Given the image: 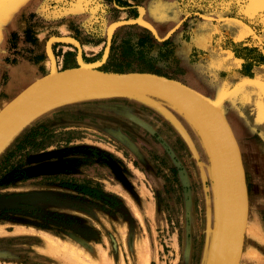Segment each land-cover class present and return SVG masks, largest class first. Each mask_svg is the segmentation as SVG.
I'll list each match as a JSON object with an SVG mask.
<instances>
[{
    "label": "rangeland",
    "instance_id": "374dc122",
    "mask_svg": "<svg viewBox=\"0 0 264 264\" xmlns=\"http://www.w3.org/2000/svg\"><path fill=\"white\" fill-rule=\"evenodd\" d=\"M195 29L213 37L190 62L222 56L203 73L213 99L201 95L222 114L243 113L230 120L247 193L239 264H264V65L246 72L235 55L247 38L264 47V0H0V112L52 71L148 73L181 84L176 50ZM102 94L50 104L0 147V264H213L222 185L205 133L160 96ZM40 124L49 130L42 145L9 163L28 179L7 176L5 156ZM56 176L98 184L119 205L104 207Z\"/></svg>",
    "mask_w": 264,
    "mask_h": 264
},
{
    "label": "water",
    "instance_id": "95a60500",
    "mask_svg": "<svg viewBox=\"0 0 264 264\" xmlns=\"http://www.w3.org/2000/svg\"><path fill=\"white\" fill-rule=\"evenodd\" d=\"M105 90L160 95L182 105L200 121L214 147L223 184V219L213 264H237L247 206L239 154L218 109L182 84L148 73H110L83 67L54 71L33 82L1 110L0 146L29 114L52 99Z\"/></svg>",
    "mask_w": 264,
    "mask_h": 264
},
{
    "label": "trees",
    "instance_id": "16d2710c",
    "mask_svg": "<svg viewBox=\"0 0 264 264\" xmlns=\"http://www.w3.org/2000/svg\"><path fill=\"white\" fill-rule=\"evenodd\" d=\"M235 55L243 61L242 68L246 72H251L254 67L264 65V47L262 48L258 45L257 41H253L250 38H247L244 42L237 45ZM48 134L49 130L47 126L45 124H40L29 129L21 137L14 150L5 156L3 162L1 163V166L6 168L5 171L8 173L7 176L11 175L13 179L16 178L22 181H26L28 179L29 175L25 170L21 169V166L17 165L12 167L9 163L22 151L28 148L34 149L40 147ZM22 158L23 157H21V159ZM19 163H22V160H20ZM7 165H9V168ZM55 179L58 180L60 186L75 190L84 197L99 201L104 207L112 209L119 205L115 197L105 193L101 186L92 183L91 181H79L76 179L66 178L60 179L59 176H56Z\"/></svg>",
    "mask_w": 264,
    "mask_h": 264
},
{
    "label": "crops",
    "instance_id": "0c3cea01",
    "mask_svg": "<svg viewBox=\"0 0 264 264\" xmlns=\"http://www.w3.org/2000/svg\"><path fill=\"white\" fill-rule=\"evenodd\" d=\"M170 29H171V26L168 27V29L166 31L162 32L161 36L165 37L166 34L170 31ZM212 37H213V34L209 33L205 29H195L191 38L188 41H185L184 43L179 45L177 47V50H176V56H177V58H179V67H180V71H181V75L179 76L180 80H178V81L187 87H190V88L192 87L193 90H196L198 93L202 94L203 96H205L209 100H212L213 97H211L212 95H210V93H211L209 90L210 85L208 82H206L204 80V76H203L204 74L203 73L205 72V69H207L206 67H208V69H210V68L215 69L216 66L219 64V62L222 60V56L218 51H211L205 57V60L199 61V62L194 63V64L190 62L189 57L194 50L205 47L207 45L208 41H210L212 39ZM261 86L264 87L263 85H261ZM256 88L257 87L255 86L253 88V90H251L250 88L247 87L245 89V94L247 95L250 92H253V91L255 92ZM254 92H253V94H254ZM106 94H117V93H106ZM121 94H124V92H121ZM208 95H210V96H208ZM95 96L106 97L103 95H95ZM108 96H114V95H108ZM241 97H244L243 93L241 94ZM256 97H257V95H256ZM210 98H212V99H210ZM47 106H50V105H47ZM241 106H242V112H243V110L248 111V112L254 111V109L249 110L248 108L244 107L243 104ZM53 107L54 106L42 109L43 111H40V112L38 111L39 113H36V114H37V116H43L46 114V112H48V110H50ZM255 110H256V108H255ZM222 112L229 121V124L232 128V132H233L235 140H236V143H237L238 148H239L238 151H240L239 143L237 140V137H239L240 132H238L236 129L233 128L232 124L230 123V120L232 121V119H231L232 116H234L235 118H237L239 120H243V118H242L243 113L240 114V116L239 115L237 116V115H233L232 113H225L223 110H222ZM33 116H35V115L33 114L25 123H27ZM240 156H241V151H240ZM241 160H242V156H241ZM242 163H243V161H242Z\"/></svg>",
    "mask_w": 264,
    "mask_h": 264
},
{
    "label": "bare ground",
    "instance_id": "6f19581e",
    "mask_svg": "<svg viewBox=\"0 0 264 264\" xmlns=\"http://www.w3.org/2000/svg\"><path fill=\"white\" fill-rule=\"evenodd\" d=\"M90 69V68H89ZM53 72V71H52ZM261 76H263L264 77V73H262V74H260ZM186 87V86H185ZM188 88V87H187ZM189 89V88H188ZM191 90V89H190ZM263 90V93H262V96L264 95V89H262ZM193 91V90H192ZM121 93V92H124V93H147V94H152V95H156V94H153V93H148V92H143V91H130V90H105V91H90V92H78V93H73V94H68V95H64V96H61V97H57V98H55V99H52L51 101H49V102H47V103H45V104H43L42 106H40V107H38L37 109H35L31 114H29L25 119H24V121L16 128V130L13 132V133H15L17 130H19V128L21 127V126H23L24 124H25V122L34 114V115H36V113L38 112V111H41L42 109H45L46 107H47V105H50V104H52V103H58V101H60V100H63V101H65L64 99H66V100H70V99H73V98H77L78 96L80 97V96H85V95H89V94H91V95H104V94H102V93ZM193 92H195V91H193ZM196 93V92H195ZM20 94H22V92L20 93ZM198 94V93H197ZM112 95H114V94H112ZM200 96H202L201 94H199ZM19 96V95H18ZM157 96H160V95H157ZM160 97H162V96H160ZM203 97V96H202ZM264 97V96H263ZM162 98H164V99H166V100H169V101H171V102H173V103H175L176 105H178V106H180L182 109H184L185 111H187V113H189V115L198 123V125L201 127V129L203 130V132L205 133V136H206V140H207V142H208V145L210 146V149L212 150V152H213V154H214V159H215V161H216V165H217V167H218V171H219V174H220V180H221V185H222V203H223V184H222V177H221V171H220V168H219V163H218V160H217V157H216V153H215V150H214V147H213V145H212V142H211V140H210V138H209V136H208V134H207V132H206V130H205V128L202 126V124L200 123V121L188 110V109H186L185 107H183L182 105H180V104H178V103H176V102H174V101H172V100H170V99H167V98H165V97H162ZM203 98H205V97H203ZM206 99V98H205ZM207 100V99H206ZM63 101H61V102H63ZM207 101H209V100H207ZM215 108H217L214 104H213V102L212 101H209ZM60 104V103H59ZM58 105V104H57ZM180 108V109H181ZM218 109V108H217ZM218 111L220 112V114L222 115V117H223V119H224V121H225V123H226V125H227V127H228V129H229V131H230V133H231V136H232V139H233V142H234V144H235V146H236V148H237V151H238V147H237V145H236V141H235V138H234V135H233V133H232V130H231V128L229 127V125H228V123H227V121H226V119H225V117H224V115L221 113V111H220V109H218ZM248 116V115H247ZM255 123H253V124H255V125H261V123L260 122H258V121H254ZM243 124V123H242ZM245 124V123H244ZM238 126V125H237ZM236 128H239V126L238 127H236ZM245 131V130H244ZM13 133L3 142V144L13 135ZM2 144V145H3ZM1 145V146H2ZM0 146V147H1ZM238 154H239V151H238ZM239 158H240V155H239ZM240 162H241V158H240ZM241 167H242V162H241ZM242 171H243V168H242ZM246 200H247V198H246ZM222 206H223V204H222ZM224 210V208L222 207V211ZM212 218V217H211ZM257 227V226H256ZM248 228V226H247V206H246V216H245V224H244V231H243V238H242V243H241V247H240V251H239V255H238V258H237V264H239V262H240V259H241V253H242V246H243V239H244V235H245V232H246V229ZM250 229V228H249ZM253 229V228H252ZM248 231V230H247ZM256 231V230H255ZM251 232V231H250ZM251 234V233H250ZM254 235V234H253ZM208 248V247H207Z\"/></svg>",
    "mask_w": 264,
    "mask_h": 264
},
{
    "label": "snow or ice",
    "instance_id": "6c2138e0",
    "mask_svg": "<svg viewBox=\"0 0 264 264\" xmlns=\"http://www.w3.org/2000/svg\"><path fill=\"white\" fill-rule=\"evenodd\" d=\"M219 95V92H218ZM234 99V97H227L226 100H228L229 102H231V100Z\"/></svg>",
    "mask_w": 264,
    "mask_h": 264
}]
</instances>
